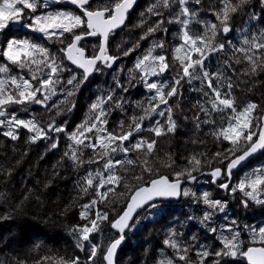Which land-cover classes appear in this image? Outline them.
Returning <instances> with one entry per match:
<instances>
[{"label": "snow or ice", "instance_id": "obj_1", "mask_svg": "<svg viewBox=\"0 0 264 264\" xmlns=\"http://www.w3.org/2000/svg\"><path fill=\"white\" fill-rule=\"evenodd\" d=\"M136 0H0V34L10 33L14 25H18L33 33L35 37L32 40L19 39L15 36L6 35L0 41V56L7 63L0 64V74L5 78L0 79V127L7 126L8 130L3 135L10 137L12 140L19 138V130L26 129L33 133L29 138L31 142L39 139H53L51 133H61L67 131L62 124H57L53 116H49L47 123L37 119L36 114L31 118L24 119L17 116L15 111H9L10 108L20 106L24 112L29 111L32 104L40 105L45 112L56 109L55 115H61L63 112H71L75 108L72 101L79 90L87 83L89 77L95 73H102L104 68H112L120 59V56H128L140 47V42L147 40L156 32H168L164 27L165 24H179L182 44L175 47L174 59L179 61V71L177 77L173 78L171 85L149 81V76L163 75L171 66L168 57L165 54H154L156 48L164 49L163 41H154L152 47L147 49L142 57L137 58L135 69L140 73L139 76L131 75L127 81V86L117 81L115 87L127 93L131 88L136 87L135 81L139 79L150 93L145 101H139L136 109L139 114H132L129 117L130 123L124 120L120 121L119 132L108 129V116L112 111V106L123 109V104L116 102L114 89L107 94L97 97L89 106V116L76 131L69 133V139L73 144L69 145L70 151L65 152L64 156L69 157L74 164L81 166L84 164L98 163L95 156H90L87 160L83 159L82 148L91 149L96 153L97 147L101 149L98 153L101 159L110 157L118 151L127 153L129 151L141 150L145 153V165L148 164L147 157L151 156L155 150L157 141L155 139H141L134 144L125 146L126 141H130L134 135L143 129L145 120H154V117L166 116L165 123L154 120V127L150 131L154 132L156 137L166 135L175 131L177 125L173 119V105L169 104L171 98L180 94L179 86L187 78L188 82L200 80L202 87L197 89L202 92L206 99L201 102L197 100L196 108L198 112L194 114L197 122V128L202 124H214L212 113L224 114L221 119L227 118L228 126L223 128L219 133H213L223 140L233 145V148L226 152H216L214 155L220 164L228 161L223 168L212 167L208 175L211 176L209 181L216 184L218 188L229 194L237 192L243 193L244 199L240 201L244 208H248L250 203L264 207V167L254 169L250 175H246L237 184L230 183V177L233 170L242 164L249 156L258 150L264 149V113L253 116L254 110L258 108L255 103H248L242 110H237L236 100L232 94L233 85L227 84V90L222 91L224 87L220 82L223 74L219 71L210 73L206 67V61L209 56L225 51L227 47L233 48V55L240 52L250 64V72L255 74L257 69L264 70V58L256 55L257 52L264 50V30L260 35H254L249 39L244 37L242 43L247 47H236L231 41L217 42V34H227L234 31L231 21L234 19V13L246 10L249 6V0H219L220 8L211 7L210 11L219 23H208L198 19L199 7L202 0H154L146 8V12L158 17L156 21L146 28L144 33L139 36L132 47L122 49L117 53L110 52L109 36L115 29L124 25L125 20L133 9ZM264 7V0H259ZM70 4L75 6L77 11L63 8H52V5ZM165 10L167 16H165ZM141 17L145 12L140 13ZM259 20L264 24V15L257 16L255 12L248 13V21ZM192 23L204 24L208 29L205 33H192L190 25ZM145 20H141L138 27H144ZM88 37H100L98 45H94L91 54H86V49L82 41ZM44 39L61 45L58 53L62 54L58 58L56 52H53L44 44L37 43V40ZM185 53L180 55V53ZM192 53L199 54L193 59ZM264 55V54H262ZM68 61L71 65L81 70L79 73L69 68ZM241 61L236 59V63ZM15 66L21 70H26L31 79H25L21 75H9ZM47 69V71H45ZM131 72V70H129ZM65 73L68 75L65 77ZM206 83V89L204 85ZM11 86V88L9 87ZM167 89V90H166ZM63 93L65 99L59 103L49 104L52 97ZM205 104L210 107H205ZM67 106V107H65ZM161 106H164L163 108ZM230 110V114L226 113ZM202 112L203 118L199 115ZM187 119V117H185ZM91 134V135H89ZM256 137V139H254ZM243 140L244 147L240 148V141ZM87 141V142H86ZM50 147L55 149L58 142H51ZM237 152L241 154L237 155ZM222 158V159H221ZM132 165V159L113 161L108 158L103 164V169L110 173L104 178L100 171L87 172L82 178L83 183L80 185L81 190L87 194L89 189L95 191V197L90 204L83 205L85 209L81 211L80 217L87 220L84 225H77L73 228V234L76 236V247L81 251L85 250L84 242H88L90 249L86 264H96L99 256H102L105 264H116L117 250L126 238V231L135 228V217L139 210H146L151 217L156 210L161 209L159 200L179 199L181 197H194L195 203L203 204L207 210L202 213L199 223L208 225V222L214 216L219 214L227 215L228 200L217 199L209 191L197 194L184 185L197 183L198 176L194 173L202 172V160L196 156L188 159V167L180 171H175V179H169L166 175H158L157 178L147 181V186L137 184L132 188V195L128 198L126 207L114 219H109L108 212L96 210L94 218H89V210L96 206L97 203H103L107 198L108 192L114 191L108 188L107 192L101 194L100 189L105 185L119 184L124 177L116 175L113 172L114 164L123 166L124 164ZM172 163H175L174 161ZM172 163L167 166L172 167ZM128 169L125 168V171ZM143 172L156 174V170L151 166L143 168ZM143 172L134 176L135 180L143 179ZM98 179V184L94 186V181ZM219 181V183H217ZM125 188L129 185L125 184ZM7 218V217H4ZM187 220H195L196 217L188 216ZM107 221L112 229L117 230V236L110 238L106 247L100 244L92 243L91 236L93 233H100L101 223ZM245 230L252 232L250 244L260 243L264 245V226L253 228L250 225L243 226ZM209 230L217 232L216 228L209 225ZM226 230L230 235L221 234L222 247L219 250H209L207 248L198 251V264H206L207 258L215 257L212 264H221L223 258H245L247 264H264V247L246 246L241 239V226L233 219L226 225ZM177 235L175 229H170L169 235L164 239L163 244L177 249L182 252L178 259L185 264H191L188 258L189 249L180 248L178 242L174 239ZM196 239L195 236L192 237ZM60 264H81L80 258L72 257L68 260H61ZM162 264H175L173 259L163 261Z\"/></svg>", "mask_w": 264, "mask_h": 264}, {"label": "trees", "instance_id": "obj_2", "mask_svg": "<svg viewBox=\"0 0 264 264\" xmlns=\"http://www.w3.org/2000/svg\"><path fill=\"white\" fill-rule=\"evenodd\" d=\"M153 2L154 0H140L136 8L128 15L124 28L109 36L111 53L132 47L146 28L159 19L146 12V8ZM193 7L200 8L198 19L201 21H206L209 24L219 23L210 11L211 7H216L219 11L221 7L219 0H202L201 6L193 5ZM142 11L145 12L143 17L140 15ZM252 12H255L257 16L264 15V7L261 6L259 0H249L246 10L232 14L234 19L231 23L234 31L227 37L218 33L216 41H231L236 47H247L242 43L244 37L247 36L251 39L254 35L259 36L260 32L264 30V24H261L259 20L245 23L248 21V13ZM165 16H167L166 10ZM142 19L146 21L143 28L137 26ZM164 27L168 29L167 33L159 31L154 33L147 40L141 41L140 47L130 55H121L112 68H104L102 73L93 74L79 92L71 98L76 105L71 112L66 111L56 116L55 108L46 113L43 107L35 104L29 106L27 113L20 106L9 109L10 112L15 111L17 116L24 119H29L32 114H36L37 119L43 123H47L48 117L53 116L55 122L66 127L67 131L51 133L53 139H39L31 142L29 138L33 133L26 129H20L19 138L12 140L3 135V132L8 130L7 126L0 127V264H60L61 260L77 256L80 258L81 264H86L90 245L88 242H84L85 250L78 249L76 247L77 239L72 230L77 225L88 223L87 220L80 217L81 211L85 210L82 206L90 204V201L96 197L94 188L89 189V192L85 194L80 185L87 172L100 171L106 178L110 173L103 169V164L108 158L113 161L132 159L134 163L132 165L125 163L123 166L114 164L113 172L123 176L124 179L119 184L105 185L100 189L101 194L107 192L108 188H113L114 191L108 192L103 203L98 202L89 210V218H94L97 209L101 212H108L109 219L116 218L125 208L133 186L147 185V181L157 178L158 175H166L169 179H175L174 172L188 167L187 161L192 156L202 160L203 173L212 170V167L223 168L228 163V161H224V164H220L214 154L226 152L233 148V145L213 134L226 128L228 120L227 118L221 119L224 114L212 113L216 123L202 124L197 128V122L194 119V114L198 112L196 102L198 99L203 102L206 98L203 97L201 91L197 90L202 87L201 81L192 80L189 83L187 78L179 86L180 94L169 101V104L173 105L172 115L177 125L175 131L156 137L154 132L150 131L154 127V120L165 123L167 119L166 116H156L154 120H145L142 131L136 133L130 141L125 142V146H128L141 139L157 141L153 154L147 157V165H145V153L141 150L129 151L127 155L118 151L111 154L110 157L101 159L98 155L101 151L99 147H97L96 153H93L91 149L82 148L83 159L87 160L90 156H95L98 163L81 166H77L69 157L64 156L65 152L70 151L69 145L73 144V141L69 139V133L76 131L77 127L88 119L89 106L97 97L114 89L116 102L123 104V109L112 106L107 125L111 131L119 132L121 120H124L127 125L130 123L129 117L132 114H139L136 109L137 102L145 101L153 93H150L139 79L135 81L136 87L131 88L127 93L115 87V84L120 81L127 86L131 75H140L135 69L137 58L142 57L147 49L152 47L154 41L164 42V49L156 48L154 54H165L171 66L163 75L149 76L148 79L168 85L173 83V78L177 77L179 71V61L174 59L176 55L174 49L182 44L179 31L181 26L165 24ZM189 27L192 33L208 31L202 23H192ZM24 33L23 36L17 38L32 40L36 35L31 31ZM36 42L44 44L56 52L58 58L62 56L58 53V49L61 47L58 43L44 39ZM99 43L100 41L97 39L82 42V45L86 49V54H91L93 46ZM184 54L180 53V55ZM262 54H264V50L256 53L264 58ZM198 55L192 53L193 59H196ZM237 58L241 61L239 64L236 63ZM3 63L7 62L1 58L0 64ZM68 66L79 73L70 65ZM206 67L210 73L219 71L223 74L220 81L224 86L222 91H226L227 84L231 82L233 85L231 91L236 100L238 111L248 103H255L258 108L252 115L258 116L262 113L264 70L258 68L257 72L252 74L250 64L244 55L240 52L233 55L231 46L227 47L225 51L210 55L206 61ZM11 68L9 75H21L25 79H31L26 70L15 66H11ZM64 75L66 77L68 73ZM3 78H5L4 75L0 74V79ZM9 87L11 88V86ZM203 87L207 90L206 83ZM63 99H65L63 93L58 92L57 96L52 97L49 104L59 103ZM205 107H210V105L205 104ZM226 113L230 114V110H226ZM199 115L203 118L204 114L200 112ZM51 142H58V147L52 149ZM243 147L240 146V148ZM238 154L240 152H237ZM173 161L175 163H172ZM169 163H172V167L167 166ZM255 164V169L264 167L262 155L241 172L233 174L231 184L235 185L246 175H250L251 173H242ZM146 166L153 167L156 174L143 172V168ZM125 168L128 170L125 171ZM142 172V180L133 179L134 176H138ZM194 174L198 176V182L184 187L196 191L198 195L209 191L214 198L227 199V215L217 213L208 222V225H205L199 223V220L207 209L203 204L195 203L194 197H181L177 203H159L161 209L156 210L151 217L145 210L136 218L135 228L126 233L125 242L116 257V264H162L168 259H173L175 264H185L184 261L178 259L179 255L183 254L182 252L163 244L170 229L182 233L174 239L180 248L187 247L189 249L188 258L191 264H198L199 257L196 254L198 251L204 248L210 251L219 250L222 247L221 234L230 235L226 230V225L230 224L233 219L241 226V239L244 240L246 246L262 245L260 243L251 245L252 232L245 230L243 226L250 225L253 228L264 226V207L250 203L248 208H244L240 203L244 199L243 193L222 192L217 185H211L210 179L204 177V174ZM96 184H98V179L94 181V186ZM125 184H128L129 187L125 188ZM188 216H194L196 219L189 221L186 219ZM209 225L216 228L217 232H211ZM101 229L100 233L92 234L91 241L106 247L109 239L117 235L112 231L107 221L101 223ZM193 236L196 237L195 240L192 239ZM214 259L216 258L213 256L208 257L206 264H212ZM96 264H104L102 256L98 255ZM221 264H245V261L243 258H223Z\"/></svg>", "mask_w": 264, "mask_h": 264}, {"label": "water", "instance_id": "obj_3", "mask_svg": "<svg viewBox=\"0 0 264 264\" xmlns=\"http://www.w3.org/2000/svg\"><path fill=\"white\" fill-rule=\"evenodd\" d=\"M140 0H136V3L134 4V7H133V9L132 10H130V12H129V14L136 8V6H137V4H138V2H139ZM62 7H64V8H70V9H73V10H77L76 8H75V6H73V5H70V4H62ZM128 14V15H129ZM127 18H128V16H127ZM127 18H126V20H125V23H124V25H122L121 27H119V28H117V29H115L114 30V32H112L110 35H112L113 33H115V32H117V31H119V30H121V29H123L124 28V26L126 25V22H127ZM21 29V27L20 26H18V25H14L13 26V28H12V31H17V30H20ZM227 36H228V34H227ZM227 36H225V37H227ZM97 39H99V41H101V38L100 37H88V38H86V39H84L82 42H85V41H91V40H97ZM1 58H3L2 56H0V59ZM65 62L68 64V65H70L72 68H74L76 71H78V72H80L81 70H79V69H77L75 66H73V65H71L68 61H66L65 60ZM117 63V62H116ZM115 63V64H116ZM114 64V65H115ZM93 76V75H92ZM92 76H90V77H92ZM89 77V78H90ZM262 113H264V94H263V111H262ZM261 113V114H262ZM255 139H256V137H255ZM241 154V153H240ZM239 155V154H238ZM261 155H264V149H262V150H258L256 153H254V154H252L251 156H249L244 162H242V164L240 165V166H238L236 169H234L233 170V173H232V175L233 174H235V173H238V172H241L242 170H244L250 163H252L254 160H256L257 158H259ZM211 172V170L210 171H208V172H205L204 173V177H206V178H209L210 180H211V176L210 175H208V173H210ZM232 175H231V177H230V183L232 182ZM195 183H192V184H185V185H194ZM184 185V186H185ZM211 185H216V184H212L211 183ZM145 186H147V185H145ZM222 192H224L222 189H220ZM132 195V193L130 194V196ZM129 196V197H130ZM181 200V198H179V199H165V200H159L158 201V203H177V202H179ZM128 202V201H127ZM127 204V203H126ZM125 207H126V205H125ZM145 210H139V214L135 217V220H136V218L140 215V214H142L143 212H144ZM112 231L117 235L118 233H117V230L116 229H112ZM129 230H127L126 231V233L128 232ZM124 242H125V240L122 242V244L120 245V247L118 248V250H117V254H118V252H119V250L121 249V247L123 246V244H124ZM255 247H264V246H262V245H257V246H255ZM117 254H116V257H117ZM116 257H115V260H116ZM244 259V261H245V264H247V260L245 259V258H243ZM104 264H105V262H104Z\"/></svg>", "mask_w": 264, "mask_h": 264}, {"label": "flooded vegetation", "instance_id": "obj_4", "mask_svg": "<svg viewBox=\"0 0 264 264\" xmlns=\"http://www.w3.org/2000/svg\"><path fill=\"white\" fill-rule=\"evenodd\" d=\"M102 2H107V0H102ZM57 7L78 12V10H73V9H70V8H64V7H62V5H57V6L56 5H52L53 9H55ZM24 34L25 33H24V31L22 29L17 30V31H11L10 33L5 32L4 34H0V41H2L4 39V36H6V35L20 37V36H23Z\"/></svg>", "mask_w": 264, "mask_h": 264}, {"label": "rangeland", "instance_id": "obj_5", "mask_svg": "<svg viewBox=\"0 0 264 264\" xmlns=\"http://www.w3.org/2000/svg\"><path fill=\"white\" fill-rule=\"evenodd\" d=\"M56 6H57V5H56ZM21 29H22L24 32H25V31H29V30H27V29H25V28H22V27H21ZM239 146H241V147L245 146L243 140L240 141V145H239ZM262 157L264 158V155H263ZM256 162H259V161H256ZM255 168H256V164H255L254 166H252L250 169L246 170V171H245L244 173H242V174H245V173L250 174V173L253 172V170H254Z\"/></svg>", "mask_w": 264, "mask_h": 264}]
</instances>
